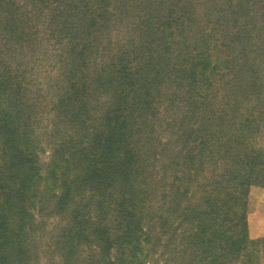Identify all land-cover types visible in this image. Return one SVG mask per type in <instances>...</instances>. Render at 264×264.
I'll use <instances>...</instances> for the list:
<instances>
[{
    "label": "trees",
    "instance_id": "16d2710c",
    "mask_svg": "<svg viewBox=\"0 0 264 264\" xmlns=\"http://www.w3.org/2000/svg\"><path fill=\"white\" fill-rule=\"evenodd\" d=\"M93 1L0 0V41H10L0 43V264L41 260L25 227L50 192L65 226L43 251L60 250L64 264H148L137 255L146 241L153 264H264L249 223L251 187H264V13L232 0L235 32L208 31L191 23L188 0H117L116 12ZM194 1L210 11L217 0ZM113 15L139 16L141 38L107 59ZM208 32L235 37V107L215 104ZM43 47L51 61L38 78L32 54ZM83 244L96 248L78 261Z\"/></svg>",
    "mask_w": 264,
    "mask_h": 264
},
{
    "label": "rangeland",
    "instance_id": "374dc122",
    "mask_svg": "<svg viewBox=\"0 0 264 264\" xmlns=\"http://www.w3.org/2000/svg\"><path fill=\"white\" fill-rule=\"evenodd\" d=\"M131 1L135 4H138L139 2L138 0H131ZM222 1L223 0H217L215 3L212 4L213 9L210 11H207L204 4L198 5L197 3H195L194 0H188L187 2L191 5L192 9L195 12L196 19L195 21L191 22V23L195 22L194 27H198L202 25L201 27L206 28V30L208 31H211L212 29L216 27L217 28L220 27L227 31L235 32V13L234 12L236 11L237 8L233 9L231 7L232 0H224L225 1L224 4H222ZM233 1L235 2V0ZM240 1L241 0H238V2ZM93 3L96 4L97 3L96 0H94ZM249 3H251L254 6L252 7L250 11H252L253 9H256L254 11H258L257 12L258 16L263 17L264 12H261L262 10L259 7L261 6V1L260 3L258 2L257 4V0L256 1L250 0ZM117 4H118L117 0H110L109 4H107L106 6V11H110V12L120 11V9L117 8L116 6ZM115 7H116V11H115ZM18 11H24V8L20 7ZM136 11H139V15H140L141 10L137 8ZM237 11H246L245 13H247L248 11L250 13V15L247 13L249 17L253 15L252 12H250L249 10H243V8ZM142 13H144V11H142ZM207 13H209L210 18L212 17V20L208 22L205 20L198 21L200 18H203L201 15H205ZM116 17L117 15L112 16L110 25H107L105 27V35H103L101 38V43L102 42L106 43V45H108L111 49L114 50L110 55L106 56L107 59L115 57L112 55H114L118 51H130V49L133 48L134 46L133 44L137 43V41L141 38V36H139V34L137 33L136 34L137 41H136L135 36H134V31L139 32V30L135 29V27H138L137 25H139V22L141 20L139 16L137 18V15H136L133 18V22H131L130 19L127 20V23L125 21H123L122 23L121 22L117 23ZM215 17H218L219 22L216 24H219V25H216L215 24L216 21H213ZM43 29H44V26L40 24L36 30H39L42 33L44 31ZM194 30L196 29L194 28L192 29V31H189V34H194L193 33ZM222 34L224 36L227 35L225 34V32ZM217 37H218V34H216L215 32H208L207 37L205 39L207 44H210L211 46L216 45L215 49H213L212 51L213 58L210 57L213 60V65L218 64V69H216L214 73H217V77H218L216 83L219 86H221V89H220V87L217 85L220 92H219V95L216 97L215 104L217 103V105H220L222 103L221 102L222 100L225 101V99L227 100L229 98V102L235 107V37L231 39H229L228 36L222 37L220 39ZM132 38L134 39L132 40ZM191 39L193 41V44L197 40L195 36H193ZM0 43L3 45H8L10 44V41L6 42L5 40H3V41H0ZM36 43H39V42L37 41ZM41 43L45 45L49 44L47 41H41ZM32 55L34 59L37 58L38 60L36 61V63L38 64L35 68L36 76L38 78H44V75L47 72L46 66L50 65L49 61H51V59H47V57L45 56L46 54L44 53V47L39 54H32ZM227 59L230 62V65H232V69L231 67L227 66L226 64ZM227 90H229V93H227ZM229 108L231 109L230 106ZM43 119H44L43 122L48 121L47 116H44ZM35 129L37 133L38 132L37 127ZM50 146H51L50 144L45 143V142L38 143V149L41 147L39 150V163L41 165V171H42L41 172L42 178L40 179L38 185L36 186L38 190H43L44 185H46L47 183V180L44 178V173L46 172L47 163L50 160V155H51ZM263 188L264 187L261 185H254L251 187L250 194H249V203H251V201L253 200L254 194L256 196L260 194V192L256 191V189H263ZM54 189H58V188H54ZM193 189H195L194 186H193ZM51 195H52V192L47 194V196L49 197L47 200V209L43 213L39 211L35 213V217H33L31 222L27 223L29 225H26L25 227L26 229L29 230V231L27 230L29 232L28 233L29 240L27 241L29 245L32 247V249H36L35 244H33V241L35 239L36 244L39 245L41 249L39 252V254L41 255V260L39 259L38 263L36 264H64L63 263L64 256L59 255L60 250L53 252L52 251L53 246H52L48 251H43L45 244L49 241L50 242L55 241L56 237L61 233L62 228L65 226V220L62 219V218H65V216L54 212V205H55L54 198L55 197L54 195L52 196ZM29 202L32 203V200H29ZM250 208H251V205H250ZM249 212H250V209H249ZM41 214H45L44 217L40 216ZM149 242L150 241H146L143 243L144 249L141 252L138 251L137 255L142 254L145 260L148 261V264H153L154 263L153 258L155 256H154V252L150 251L151 248L149 246ZM83 246H85L84 251L76 255L77 258L79 259L78 261H80V257L83 258L88 253H94V251L93 252H90V251H92V248L93 250L96 248L92 246L90 251H87L86 250L88 249L87 244H83ZM131 248H132L131 245L130 247L128 246L126 248L125 250L126 255H124L125 257L127 258L131 257ZM158 250L159 249L155 250V253ZM117 252H118V249L115 248L113 251V255L115 253L117 254Z\"/></svg>",
    "mask_w": 264,
    "mask_h": 264
},
{
    "label": "crops",
    "instance_id": "0c3cea01",
    "mask_svg": "<svg viewBox=\"0 0 264 264\" xmlns=\"http://www.w3.org/2000/svg\"><path fill=\"white\" fill-rule=\"evenodd\" d=\"M256 191L260 194L258 196L254 194L250 203L249 223L252 236L261 237L264 236V188Z\"/></svg>",
    "mask_w": 264,
    "mask_h": 264
}]
</instances>
